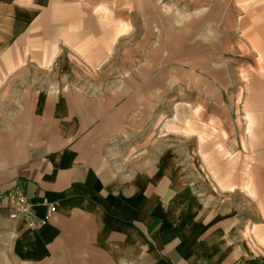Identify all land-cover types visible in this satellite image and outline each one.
I'll return each instance as SVG.
<instances>
[{"label":"rangeland","instance_id":"1","mask_svg":"<svg viewBox=\"0 0 264 264\" xmlns=\"http://www.w3.org/2000/svg\"><path fill=\"white\" fill-rule=\"evenodd\" d=\"M65 4L59 59L22 87L108 102L126 126L112 149L119 172L171 166L163 197L190 213L208 260L264 264V0Z\"/></svg>","mask_w":264,"mask_h":264},{"label":"crops","instance_id":"2","mask_svg":"<svg viewBox=\"0 0 264 264\" xmlns=\"http://www.w3.org/2000/svg\"><path fill=\"white\" fill-rule=\"evenodd\" d=\"M67 7L0 0V198L16 181L35 218L55 205L36 230L0 208V264H215L195 244L190 213L163 197L176 178L171 166L158 159L119 172L112 149L126 126L108 102L69 85L20 84L43 70L39 62L59 59L69 26L57 18Z\"/></svg>","mask_w":264,"mask_h":264},{"label":"built area","instance_id":"3","mask_svg":"<svg viewBox=\"0 0 264 264\" xmlns=\"http://www.w3.org/2000/svg\"><path fill=\"white\" fill-rule=\"evenodd\" d=\"M0 208L5 210L8 220L22 222L28 229L36 230L43 227L55 213V205H45L42 218H35L31 201L26 197L23 188L13 181L11 188L0 198Z\"/></svg>","mask_w":264,"mask_h":264}]
</instances>
